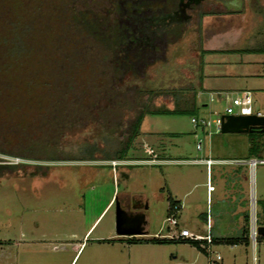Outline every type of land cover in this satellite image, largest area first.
<instances>
[{
  "label": "rangeland",
  "instance_id": "obj_1",
  "mask_svg": "<svg viewBox=\"0 0 264 264\" xmlns=\"http://www.w3.org/2000/svg\"><path fill=\"white\" fill-rule=\"evenodd\" d=\"M190 15L188 23L173 28L163 48L158 46V60L120 80V101L109 102V110L93 115L73 107L72 117L58 120L50 125L52 129L36 130L25 148L26 154L36 158L19 162L45 165L47 170L0 173V264H207L206 255L190 243L150 241L158 229L160 233L178 231L165 221L163 211L151 218L148 237L136 239L129 247L93 243L114 217L115 202L100 213L113 191L140 192L152 200L159 189L182 202L176 214L178 228L204 234L205 212L209 214L211 207L215 238H241L232 246L224 241L212 245L220 263L264 264V236L257 235L253 244L248 238L251 191L256 224L263 216L264 164L254 167L252 182L245 165L212 166L216 190L212 204H206L205 167L185 163L206 152L207 130L193 127L190 118L212 120L223 111L219 98L208 104L210 92L249 89L254 108L264 114V53L257 54L259 68L239 64L240 55L256 54L242 50L264 47V0H203ZM101 91L93 88L92 97L100 99ZM146 92L154 94L148 101L152 108H165L160 114L145 116L139 130L143 136L156 127L164 136L166 143L159 140L158 146L170 162L156 166L114 158L120 150V135H127L136 111L146 103ZM198 140L203 146L199 151L195 149ZM259 141L258 158L263 159L264 133ZM209 147L213 158L246 159L249 141L243 133L217 132L209 135ZM144 148L149 149L136 137L130 156L133 151L142 155ZM0 158L15 163L12 157ZM233 182L240 187L241 203L218 200ZM97 215L96 228L83 238L85 226ZM70 245L77 247L72 250Z\"/></svg>",
  "mask_w": 264,
  "mask_h": 264
},
{
  "label": "trees",
  "instance_id": "obj_2",
  "mask_svg": "<svg viewBox=\"0 0 264 264\" xmlns=\"http://www.w3.org/2000/svg\"><path fill=\"white\" fill-rule=\"evenodd\" d=\"M202 1L0 0V155L34 159L25 148L37 129H52L58 120L72 117L73 107L93 115L109 110V102L120 101V80L158 60V46L163 48L171 39L174 27L189 22L190 13ZM241 53L261 54L264 47ZM93 88L102 89L103 101L92 97ZM144 95L145 105L136 111L127 135H120L117 160L133 159L130 150L143 118L165 111L151 107L148 101L154 94ZM261 135H247L252 139L247 155L259 156ZM47 167L0 158V173L5 174L24 173L26 168L42 173ZM167 201V216L176 217L179 202L170 197ZM260 208L259 225H264V201ZM213 239L214 244L224 241L230 246L241 241ZM150 241L187 242L202 252L197 242L189 240Z\"/></svg>",
  "mask_w": 264,
  "mask_h": 264
},
{
  "label": "built area",
  "instance_id": "obj_3",
  "mask_svg": "<svg viewBox=\"0 0 264 264\" xmlns=\"http://www.w3.org/2000/svg\"><path fill=\"white\" fill-rule=\"evenodd\" d=\"M219 97V99L223 102V111L222 113H219L215 119L212 120H205L202 118H196V117H191L190 118V123L193 125V127H199L201 130L206 129V135L209 136L212 133H217L220 132V127L221 124L224 120V116H260L261 113L259 110H256L254 108V98H253V93L249 89H241V90H236L234 92H230L228 90H220V91H215ZM233 93V96H230V94ZM213 102V96L212 94H209V99H208V104ZM211 125H213V130L211 129ZM253 134H256L253 132ZM246 135H251L250 133ZM249 141V147L248 150L251 147V138L248 137ZM195 148L197 150H200L201 148V141L198 140L195 143ZM143 153L146 156H151L153 151L149 148H144ZM14 159L15 163L19 162L20 159L18 158H12ZM126 162V161H125ZM158 160L155 158L153 155L151 158H145V159H140V160H134L133 164L136 165H151V164H156ZM188 163H193V164H202L206 168L207 172V177H206V189L207 191L213 190V187L210 185V180H209V168L211 165L216 163L215 161L211 160L210 158H205V159H193L187 161ZM234 164H239V165H245L248 167L249 170V178L250 182H252V175L254 171V167L257 164H264V158L259 159L256 155H248L246 159H241V160H234ZM111 166H114L115 163L112 161L110 163ZM250 200L252 202L251 205V214H250V221H249V232H248V238L251 240L252 244L254 240L256 239L257 233H256V228L259 226V224H256V217L254 215V208H253V191L250 192ZM165 221L168 222V224L172 225L175 229H178L177 226V220L176 217L173 215L167 216L165 218ZM143 234L142 236H144ZM152 238H157V239H181V240H189L193 242H197L200 249L202 250V253L206 255L207 257V264H220L221 257L219 254L214 253L212 251V245H214V239L213 236L210 232V219L209 216H206L205 219V231L204 234L199 235V234H194L190 232L187 229H178L177 233L175 234H170L167 233L165 235H159V234H154ZM213 254V256H211Z\"/></svg>",
  "mask_w": 264,
  "mask_h": 264
},
{
  "label": "crops",
  "instance_id": "obj_4",
  "mask_svg": "<svg viewBox=\"0 0 264 264\" xmlns=\"http://www.w3.org/2000/svg\"><path fill=\"white\" fill-rule=\"evenodd\" d=\"M217 91H220V90H217ZM215 93H216L215 91H212V92L209 93V94H212V96H213V102L217 98H219L218 95L215 94ZM197 95H198V93L196 94V96ZM206 105H207V102H206V104L201 103V106H206ZM140 129H141V125L139 127V130ZM155 129H156V127H155ZM155 129L154 128L151 129V131H148L143 136L141 135L142 132L141 133L139 132V134L137 135V139L139 141H142L144 144H147L148 147L153 151L152 155L151 156H146L143 153V151H142L143 154L141 155L139 152H134L133 151V161L134 160L145 159V158H151L154 155L155 158L158 160V162L156 164H159V163L162 164V163L170 162L168 159L163 157V155H164L163 154V149L159 148V146H158V141L159 140L162 143L163 142L166 143V141L164 139V136H163V134L161 135V133H159L157 131V129L156 130ZM194 137H195V134H194ZM202 147L203 146L201 144L200 150L202 149ZM205 158H210L211 160L216 162L213 165H211L210 168H209V180H210V185L213 187V190L207 191V189H206V177L208 175L207 172H206V168H205V182L202 184V186L204 187V199L206 201V204H208V203L212 204V200H211L212 193L215 192V190H216V188L213 186V184L211 182L212 181V178H211L212 166H214V165H222V164L230 163V162L234 163L233 162L234 160L228 161V160H224V159H221V158H213V157H211V155H210V147H209V136H207L206 152L203 154V156L201 158H195V159H205ZM237 160H241V159H237ZM187 161H189V160H185V163H188ZM133 165H136V164H133ZM153 165L156 166L155 164H151L150 166H153ZM197 165H202V164H197ZM242 178H243V176H242ZM233 184H230L231 188H229L227 190V193H225V195H222V197L217 198V199L218 200L219 199L220 200H222V199L226 200L227 199L229 201L230 205L233 203V201L236 204H240L241 201L243 200V198L240 196V192H239L240 187H236L234 182H233ZM113 195H115V197H114V201L112 202ZM131 196H133V209L134 210H139L140 209L141 213L145 214V218L148 221V224L144 227L145 235L144 236H142V235H133V236L116 235V233H115V220H114V217H113L112 222L110 221V223H109L110 225L107 226V231L106 232L103 231V234H102V232H100L102 235L99 234V236L94 237L93 243L108 245V246H111L112 248H113V246H117L118 247V246H122V245L125 246V247H129L132 244H128V243L122 242L123 239L131 238V237L136 238V239H140V238H143V237H148L146 235H148L149 222H150L151 218H153V216L156 213H159L160 211L164 212L165 218L167 217V208H168L167 199L170 196L169 195L167 196L166 194H164V192L161 191V189L156 191V193H153V199L152 200H150L144 193H140V192L133 191V193H130V192L124 191V192L118 193L117 191L116 192L113 191L110 199L102 207V210L100 211V213L102 211H104L105 209H108V207L110 208L114 204V202H116L117 200L123 201V200H125V199H127V198H129ZM178 202H179V206H180V209H181L182 202H180V201H178ZM233 212L234 211H232V213ZM98 215L96 217H94V219L85 226V228H84V230L82 232L83 233L82 234L83 238L90 231L91 232L89 234H91L94 231V229L96 228V226L94 228H93V226H94L95 222L98 219ZM207 215L209 216V219H210V232H211V234H212V236L214 238L218 237V236H216V234L213 231V228H214V216H213L211 207H210L209 214H206V212H205V219H206ZM181 228L182 229H186L185 227H181ZM178 229H180V228H178ZM204 229H205V227H204ZM104 233H106V235ZM154 234L165 235V234H167V232L166 233H160V229H158L152 235H154ZM199 235H202V234H199ZM69 247H70V249L75 250V247H77V245L76 246L70 245ZM220 264H223V263L221 262Z\"/></svg>",
  "mask_w": 264,
  "mask_h": 264
},
{
  "label": "water",
  "instance_id": "obj_5",
  "mask_svg": "<svg viewBox=\"0 0 264 264\" xmlns=\"http://www.w3.org/2000/svg\"><path fill=\"white\" fill-rule=\"evenodd\" d=\"M245 55V56H243ZM239 57V64L248 63L251 66L258 67L260 65V57L257 54H243ZM246 57V58H245ZM246 60V61H245ZM261 75L264 76V64L261 66ZM260 116H224V120L220 127L223 133H243L251 132L264 133V114ZM115 233L122 236H133L145 234L144 227L148 224L145 214L136 213L133 216L125 213L119 206L114 207ZM259 236H264V225L256 228Z\"/></svg>",
  "mask_w": 264,
  "mask_h": 264
},
{
  "label": "flooded vegetation",
  "instance_id": "obj_6",
  "mask_svg": "<svg viewBox=\"0 0 264 264\" xmlns=\"http://www.w3.org/2000/svg\"><path fill=\"white\" fill-rule=\"evenodd\" d=\"M116 205L119 206L125 213H127L128 215L133 216V212L134 215H136V213H141V210H134L133 209V196L123 200V201H119L117 200Z\"/></svg>",
  "mask_w": 264,
  "mask_h": 264
},
{
  "label": "bare ground",
  "instance_id": "obj_7",
  "mask_svg": "<svg viewBox=\"0 0 264 264\" xmlns=\"http://www.w3.org/2000/svg\"><path fill=\"white\" fill-rule=\"evenodd\" d=\"M264 77V76H263ZM251 133H253V132H251Z\"/></svg>",
  "mask_w": 264,
  "mask_h": 264
}]
</instances>
